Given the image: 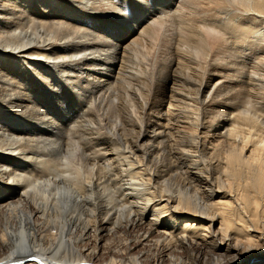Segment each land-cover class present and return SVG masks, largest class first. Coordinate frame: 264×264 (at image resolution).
<instances>
[{
  "label": "bare ground",
  "instance_id": "bare-ground-1",
  "mask_svg": "<svg viewBox=\"0 0 264 264\" xmlns=\"http://www.w3.org/2000/svg\"><path fill=\"white\" fill-rule=\"evenodd\" d=\"M257 262L264 0H0V264Z\"/></svg>",
  "mask_w": 264,
  "mask_h": 264
},
{
  "label": "rangeland",
  "instance_id": "rangeland-1",
  "mask_svg": "<svg viewBox=\"0 0 264 264\" xmlns=\"http://www.w3.org/2000/svg\"><path fill=\"white\" fill-rule=\"evenodd\" d=\"M129 8H131V9L128 10L127 12H125V16L129 15V13H131V16L136 17L135 13L132 12V9H134L133 6H131ZM143 10L141 9L142 13H145L147 11L144 8H143ZM106 17H107L106 19L109 22L112 21L111 18H109L108 16H106ZM106 39L108 41L110 40V42H113V40L115 38L112 37L111 35H108L106 37ZM63 86H64V89H63ZM171 87H172V85L169 84L167 88L171 89ZM33 92L35 93V101H36L35 104L37 106L41 107V112L48 114L47 117L49 119L57 122V124L59 125V127L63 131V137H61L63 140L62 142H65L66 138L64 135L66 134V132L68 130H70V128H72L78 121L81 120L79 118L80 113H81V111H84V110L86 111L87 101H89V100H87L85 102V95L84 96L82 95L83 96L82 97V96H80V94H81L80 93L78 96L77 95L78 92L76 93L75 87H73L72 85H67L64 82L62 83V90H60V93H59L58 97H56V98L50 99L48 96L46 97V95L44 94V91H42L39 87L35 88V90ZM162 111H163V114L166 113L167 107L164 106ZM105 123H106V120H105L104 124ZM116 238L107 235L105 240H103V238H102L100 245L106 243L107 246H109L111 249H114L115 247H119L120 242H119L118 236ZM109 244H111V245H109ZM258 263L259 262H257L256 264H258Z\"/></svg>",
  "mask_w": 264,
  "mask_h": 264
}]
</instances>
